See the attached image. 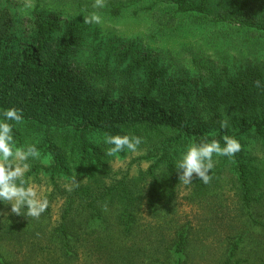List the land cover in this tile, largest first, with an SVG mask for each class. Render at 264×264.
I'll use <instances>...</instances> for the list:
<instances>
[{
  "label": "rangeland",
  "instance_id": "374dc122",
  "mask_svg": "<svg viewBox=\"0 0 264 264\" xmlns=\"http://www.w3.org/2000/svg\"><path fill=\"white\" fill-rule=\"evenodd\" d=\"M169 1L154 6L155 0H105V7L99 9L102 23L89 25L83 23V15L92 10L94 0H0V8L15 23L0 43V58L6 56V67L10 52L35 50L36 20L55 22L61 34L69 33L74 41L66 72L98 95L88 98L90 104L104 108L136 104L129 103L133 98L122 92L126 78H121L135 57L163 68L165 87L192 96L203 87L214 90L217 82L225 85L227 73L247 65L264 66V47L247 36L227 40L222 33L190 20L162 29L153 12L167 8ZM112 4L124 5L121 15L110 13ZM137 10L141 11L135 14ZM96 53L102 60H97ZM98 63L104 67L102 73L94 71L100 70ZM88 67L91 74L86 72ZM86 73L91 76L81 80ZM200 75L205 76V86L190 82ZM138 77H144L141 70L135 72ZM106 92L107 98L101 99ZM246 140L251 166L264 170L261 141L254 135ZM183 151L179 149L178 158ZM147 154L142 149L136 154L121 153L119 160L111 157L94 177L80 178L79 186L68 191L65 185L73 174L52 178L45 170L51 161L40 153L31 160L32 166L41 167L39 175L32 166L29 175L50 201L49 210L40 219H18L10 205H0V264H178L179 260L226 264L229 259L230 264H264V227L253 220L264 222V198L250 208L244 203L231 160L216 158L213 172L218 175L207 185L195 177L191 185H173L162 170L157 173L158 182L151 178ZM255 176L259 186L253 197H264V172L260 178ZM123 193L130 196L129 218H125ZM63 224L68 236L59 230ZM181 232L187 235L184 254L176 252ZM232 249L235 256L229 258Z\"/></svg>",
  "mask_w": 264,
  "mask_h": 264
},
{
  "label": "trees",
  "instance_id": "16d2710c",
  "mask_svg": "<svg viewBox=\"0 0 264 264\" xmlns=\"http://www.w3.org/2000/svg\"><path fill=\"white\" fill-rule=\"evenodd\" d=\"M130 1L139 3L143 0ZM166 2L155 0L154 6ZM124 8V5L112 4L110 13L119 16ZM153 15L162 29L177 28L184 20H190L222 33L224 39L247 36L248 40L264 47V0H171L167 8L156 10ZM14 28L9 13L0 8V43ZM60 30L55 22L44 23L37 19L35 50L10 52L11 61L6 67V56L0 58V107L23 109L25 120L15 128L16 139L20 144L35 143L40 153L50 159L45 170L52 178L66 173L73 174L77 180L94 177L98 168L111 158L105 155L108 147L104 143L105 133L130 132L144 138L141 149L148 150L144 158L152 162L148 170L151 178L158 182L157 173L162 170L174 185L180 182L175 168L179 149H185L201 137L220 139L228 134L236 136L243 145L242 151L230 162L238 174L244 203L250 208L253 203L262 201V195L257 199L253 196L259 186L255 175L260 178L264 170L251 166L245 147L246 138L254 135L264 149V86L258 88L255 84L260 80L264 85V66L247 65L238 72L227 73L225 85L217 82L214 90L203 87L192 96L191 92L165 87L162 84L166 78L165 70L147 63L144 57H135L121 78H126L122 92L133 98L129 103L136 104L104 108L90 104L88 98L98 95L95 97L85 82L75 83L66 72L74 41L69 33L61 34ZM101 56L96 53L97 60H102ZM98 65L100 70L94 71L102 73L104 67ZM140 70L144 77L135 79V72ZM86 72L91 74L92 69L88 67ZM87 73L81 80L91 76ZM108 82L111 85L113 81L108 78ZM190 82L205 86V76L200 75ZM102 94L101 99H106L107 92ZM225 120L228 127L222 129L220 123ZM96 134L99 138L95 137ZM40 168L32 166L36 175H39ZM223 168L221 165L219 170ZM121 197V200H127L125 218H129L130 196L123 193ZM112 198L115 197L112 195ZM22 217L25 218L19 216L18 219ZM253 220L264 227V222ZM59 230L68 236L64 224ZM178 239L176 252L184 254L186 233L181 232ZM233 256L235 249L229 258ZM178 264L182 261L179 260ZM226 264H230V259Z\"/></svg>",
  "mask_w": 264,
  "mask_h": 264
},
{
  "label": "clouds",
  "instance_id": "9594fccd",
  "mask_svg": "<svg viewBox=\"0 0 264 264\" xmlns=\"http://www.w3.org/2000/svg\"><path fill=\"white\" fill-rule=\"evenodd\" d=\"M104 7L105 0H94L92 10L83 15V23L101 24L99 9ZM255 84L258 88L264 86L260 80L255 81ZM24 120L23 109L0 107V203L10 205L11 214L40 219L49 210L50 201L37 190L32 175H29L31 160L40 157L39 148L35 143L20 144L16 139L15 128ZM220 127L227 128L228 122L221 121ZM104 143L108 145L105 155L119 160L121 153L136 154L141 151L144 138L130 132L115 135L105 133ZM242 148L240 139L228 134L220 139L201 137L199 141L189 143L175 162L179 181L191 185L195 177L205 185L211 183L216 158L227 157L233 160ZM68 181L65 185L68 191L81 183L75 176L69 177Z\"/></svg>",
  "mask_w": 264,
  "mask_h": 264
}]
</instances>
